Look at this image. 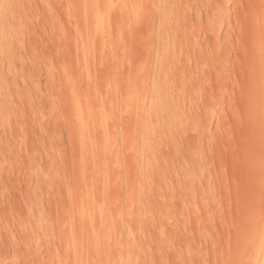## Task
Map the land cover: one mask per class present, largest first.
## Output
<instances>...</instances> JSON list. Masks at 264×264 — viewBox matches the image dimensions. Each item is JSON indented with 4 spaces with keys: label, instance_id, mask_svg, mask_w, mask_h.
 Here are the masks:
<instances>
[{
    "label": "rangeland",
    "instance_id": "obj_1",
    "mask_svg": "<svg viewBox=\"0 0 264 264\" xmlns=\"http://www.w3.org/2000/svg\"><path fill=\"white\" fill-rule=\"evenodd\" d=\"M264 0H0V264H263Z\"/></svg>",
    "mask_w": 264,
    "mask_h": 264
},
{
    "label": "bare ground",
    "instance_id": "obj_2",
    "mask_svg": "<svg viewBox=\"0 0 264 264\" xmlns=\"http://www.w3.org/2000/svg\"><path fill=\"white\" fill-rule=\"evenodd\" d=\"M264 246V243L262 244V247ZM263 264H264V262H263Z\"/></svg>",
    "mask_w": 264,
    "mask_h": 264
}]
</instances>
